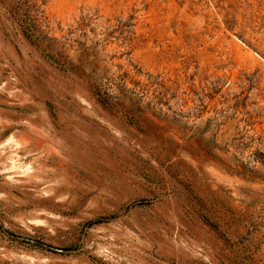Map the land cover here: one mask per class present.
<instances>
[{
    "label": "rangeland",
    "instance_id": "374dc122",
    "mask_svg": "<svg viewBox=\"0 0 264 264\" xmlns=\"http://www.w3.org/2000/svg\"><path fill=\"white\" fill-rule=\"evenodd\" d=\"M0 264H264V0H0Z\"/></svg>",
    "mask_w": 264,
    "mask_h": 264
}]
</instances>
